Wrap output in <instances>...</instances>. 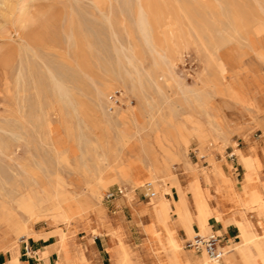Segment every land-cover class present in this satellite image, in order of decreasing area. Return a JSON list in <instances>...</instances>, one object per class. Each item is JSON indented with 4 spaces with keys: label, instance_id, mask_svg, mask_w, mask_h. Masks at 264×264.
Returning a JSON list of instances; mask_svg holds the SVG:
<instances>
[{
    "label": "rangeland",
    "instance_id": "rangeland-1",
    "mask_svg": "<svg viewBox=\"0 0 264 264\" xmlns=\"http://www.w3.org/2000/svg\"><path fill=\"white\" fill-rule=\"evenodd\" d=\"M180 85L194 91L185 96ZM132 108L151 143L155 127L162 136L180 116L196 129L186 156L199 172L209 167L200 174L209 201L216 195V162L241 189L252 176L237 148L253 155L262 147L264 180V0H0V198L18 201L37 189L51 193L47 206L55 209L39 211L32 221L35 229L57 232V245L63 229L75 230L70 245L90 232L87 214H75L71 223L49 221L63 212L57 201L85 190L87 168L104 167V153L126 162L141 153L137 137L119 141L123 130L137 129L134 116L125 117ZM210 112L228 123L229 132L203 151L198 127L213 120ZM174 163L179 170L180 161ZM133 173L145 178L135 188L139 206L150 201L142 195L147 182L154 181L157 192L162 184L163 194H170L162 174L151 181L141 163ZM117 185L135 197L129 184L109 181L98 209L123 211L126 244L137 248L146 237L129 204L123 196L104 199ZM210 223L218 227L215 219ZM106 230L109 242L114 229ZM181 245L204 255L188 248L185 238Z\"/></svg>",
    "mask_w": 264,
    "mask_h": 264
},
{
    "label": "bare ground",
    "instance_id": "bare-ground-1",
    "mask_svg": "<svg viewBox=\"0 0 264 264\" xmlns=\"http://www.w3.org/2000/svg\"><path fill=\"white\" fill-rule=\"evenodd\" d=\"M142 24V29L145 31V19ZM180 87L185 96L189 91H194V89L187 90L182 85ZM98 95L110 103L106 91L99 89ZM125 113V117L130 119V116L135 115V108L129 109ZM210 115L213 120L202 122L198 127L197 138L203 151L210 149L212 141L226 139L229 132L228 123L220 115L215 112H210ZM130 120L137 127L136 131L129 133V131L123 130L124 134L119 141L124 144L137 137L142 146L139 156L126 162L118 154L111 156L104 153L105 166L97 165L96 169L87 168V173L82 181L87 184L85 190L79 193L74 191L71 201L64 203L57 201V204L63 208V212L59 215L53 214L50 217V223L57 224L58 221L71 223L75 214H87L86 224L93 234L102 235L104 234L103 229L112 226L114 231L109 241L108 250L114 264H147V261H150L151 264H264V180L260 179L261 171H259L262 147L257 149L253 155H244L242 149L237 148L244 168L249 171L254 170L249 181L243 184L242 189L236 180L230 179L216 162L218 171L213 183L215 197L209 201L205 191L194 187V196L189 201L180 183V175H175L174 162L180 161L181 163L188 147L186 142L191 134L195 135L196 129L190 128L187 119L180 116L170 130L162 132V136H158L161 133L159 126L155 127L152 134L157 139L151 143L148 133H145V127L141 126L138 119L134 116ZM139 163L148 170L151 181L155 180L157 183L160 179L156 173H163V179H167L165 184L168 191L178 192L181 204L176 208V211L181 223L188 230H193L194 235L191 237L197 234L204 235L208 232L210 230L208 221L212 216H216L225 224L234 222L237 225L240 232L239 241L234 244L235 250L232 251L235 254L234 260L215 261L208 257L205 251L204 255L199 257L184 250L181 245L182 239L176 229L177 224L171 220L170 205L167 200L163 198L155 200L152 197L150 207L138 206L135 204V197L129 195V192L125 194V199L138 219L146 240L135 249L131 244H126V226L115 225L111 214H108L104 209H98L101 205L100 192L109 181L115 180L125 185L129 184L131 191H134L145 179L144 177L136 178L133 175L135 167ZM17 164L28 173L26 164L19 161ZM152 182L154 183V181ZM159 186V190L164 191V186L162 184ZM39 191L37 189L36 192H27L18 201L7 197L0 198V251L15 252L22 237L41 233L33 227L32 217L39 211L47 208L52 209L54 206H47L53 198L51 193L46 195ZM95 211L98 212V215ZM52 212L54 213V211ZM94 225L99 228L94 229ZM74 233V228L69 227L67 230H63L60 235L57 252L62 263L59 264H93L92 250L82 241H74L78 256L73 257L74 259L71 257L70 239L75 237ZM91 238H89L90 242ZM226 253L228 252L224 254ZM65 260L68 262L63 263ZM8 264H21L18 255L13 254L12 260Z\"/></svg>",
    "mask_w": 264,
    "mask_h": 264
},
{
    "label": "crops",
    "instance_id": "crops-1",
    "mask_svg": "<svg viewBox=\"0 0 264 264\" xmlns=\"http://www.w3.org/2000/svg\"><path fill=\"white\" fill-rule=\"evenodd\" d=\"M179 165H180V169L176 170L174 167V172H175V175H177V176L180 175V178H181L180 183L183 187V190L186 193V198L189 201L192 200V198L194 196V187H198L199 190L205 191V193H206L207 187H206V184L204 183V178L202 176H200V174L203 172H206L209 167L208 166L205 167V168H207L206 171L199 172L197 165L194 163H191L189 161V159L186 156V153L184 154L183 160L181 161V163ZM160 174L163 175V173H160ZM197 175H198V177H197ZM163 178H164V175H163ZM139 186H137V187H139ZM153 189L156 192V194L154 196L148 195L146 190L142 194L144 199H150V201L148 203H144L145 205H142V206L150 207L152 204V201H151L152 197L155 198L158 195L163 196V198L169 199L170 200L169 205H170L171 220L175 224H177L176 229H177L179 237L182 239V242H184V238H185V241L187 242V240L192 238L191 236L194 235V232H193V230H188L181 223V219L179 217V214L176 211V208L179 207L181 204L178 192L174 191L173 193H171L170 191H168L170 194L164 195L163 190H160L159 192H157L154 183H153ZM135 191H136V189H134V195L136 193ZM136 195H137V193H136ZM136 195H135V200H136ZM122 200H124L125 205H128L127 201L125 199V195L122 197ZM135 204H137V201H135ZM137 205L139 206V204H137ZM193 206L196 208L195 205H193ZM122 213H123V211H121V210H118V212L113 213L114 215H112V221L115 225L122 224V225L126 226V231H127V223L123 219ZM212 219H215L218 227L215 228L214 224L210 223V221ZM128 221H130V220H128ZM136 223H137V226L139 228L137 221H136ZM208 223L210 226V230L208 233H206L204 235L215 232L221 237L222 246L225 247V245H226L225 252H228V253L224 254L221 261H223V260H234L235 254L232 251L235 250L234 244L239 241V232H240L237 225L234 224V222H230V223L225 224L224 222H222L218 218H216V216L210 217ZM132 226L133 225H131V228H132ZM97 228H99V227L97 225H94V229H97ZM235 229H237L238 233H234ZM37 230L42 231V234H46V236H43L41 233H37V234L29 236L27 238L28 240L25 239L26 242H28L29 246H31V249H32V252L30 255L25 254V252H24L25 244L22 242V239H21L20 242L22 244L20 245V242H19V245L17 246L15 252L0 251V264H8L12 260L13 254L18 255V258H19V261L21 264H59L61 261L59 259V254L57 252V248L60 245V243H59V245H57L55 243L57 240V236H58L57 232H55L54 230H46V231H44L42 229H37ZM63 230H65V229H63ZM103 230L105 231L104 232L105 235H107L108 233L111 232L110 230H106V229H103ZM131 231H132V229H131ZM181 233L184 234L183 237H181ZM105 235H101L99 233L93 234L90 230L88 235L83 236L82 238L76 237V238L80 239L82 242H84L85 244H87L88 247L92 250L93 257L91 258V260H92L93 264H96V263L112 264V258L110 257V253L108 250V246H110V243L106 241ZM89 238L92 239L91 242H90ZM59 240H60V237H59ZM30 241H32V244L30 243ZM130 244H127V245H130ZM70 248H71L70 249L71 257L76 258L78 256L77 255V251H78L77 247L74 244H71ZM195 252L203 253L204 251H199V252L195 251ZM101 253H105V256H102L100 258L99 256ZM66 262H68V261L65 260V262H63V263H66Z\"/></svg>",
    "mask_w": 264,
    "mask_h": 264
},
{
    "label": "built area",
    "instance_id": "built-area-1",
    "mask_svg": "<svg viewBox=\"0 0 264 264\" xmlns=\"http://www.w3.org/2000/svg\"><path fill=\"white\" fill-rule=\"evenodd\" d=\"M145 190L148 195L154 196L156 192L153 189V182H148L145 184ZM127 188L125 186L117 185L106 191L104 199L112 200L119 196H124ZM24 246V252L26 255H30L32 252L31 246L25 240L22 241ZM221 237L215 233H209L207 235L197 234L191 239L187 240L186 246L195 251H205L207 255L215 261H221L224 256V247L222 246Z\"/></svg>",
    "mask_w": 264,
    "mask_h": 264
}]
</instances>
